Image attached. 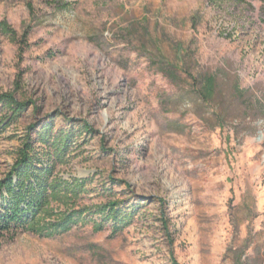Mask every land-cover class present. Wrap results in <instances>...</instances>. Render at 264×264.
Here are the masks:
<instances>
[{
  "label": "rangeland",
  "instance_id": "374dc122",
  "mask_svg": "<svg viewBox=\"0 0 264 264\" xmlns=\"http://www.w3.org/2000/svg\"><path fill=\"white\" fill-rule=\"evenodd\" d=\"M0 23V96L27 104L0 181L44 128L86 181L68 231L10 225L0 264H264V0H0ZM109 203L133 221L95 231Z\"/></svg>",
  "mask_w": 264,
  "mask_h": 264
},
{
  "label": "trees",
  "instance_id": "16d2710c",
  "mask_svg": "<svg viewBox=\"0 0 264 264\" xmlns=\"http://www.w3.org/2000/svg\"><path fill=\"white\" fill-rule=\"evenodd\" d=\"M0 26L5 32L12 33L6 23H0ZM213 88V80L207 79L203 88L205 94L210 96ZM26 106V103H18L12 94L0 96V137L23 114ZM47 131L48 128L42 129L36 140L37 143L48 146L45 161L41 160L27 136L22 141L11 171L0 181V193H4L8 199L6 214L0 219V233H9L10 225H13L15 231H27L39 236L66 232L76 217L78 219L84 214V210L74 212V207L76 200L84 192L86 181H67L54 174L58 165L67 162L69 134H61L50 142ZM53 204L64 207L65 211L50 220ZM118 206V203H109L99 208L103 220L94 226L95 231H101L104 223L111 222L112 231L117 233L132 223L133 211L123 212Z\"/></svg>",
  "mask_w": 264,
  "mask_h": 264
}]
</instances>
